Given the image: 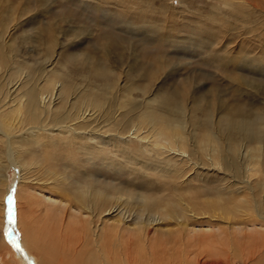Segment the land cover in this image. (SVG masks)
I'll use <instances>...</instances> for the list:
<instances>
[{
  "label": "rangeland",
  "instance_id": "rangeland-1",
  "mask_svg": "<svg viewBox=\"0 0 264 264\" xmlns=\"http://www.w3.org/2000/svg\"><path fill=\"white\" fill-rule=\"evenodd\" d=\"M29 92L51 93L33 121L46 138L23 134L31 122L17 129L10 112ZM0 121V244L12 250H23L16 211L30 182L56 201L99 179L107 194H199L201 206L220 198L254 215L264 210V0H0ZM151 126L201 159L156 168L123 140ZM70 133L83 140L66 146ZM86 143L92 154L79 151ZM173 177L180 189L166 188ZM9 257L0 245V264Z\"/></svg>",
  "mask_w": 264,
  "mask_h": 264
},
{
  "label": "bare ground",
  "instance_id": "bare-ground-1",
  "mask_svg": "<svg viewBox=\"0 0 264 264\" xmlns=\"http://www.w3.org/2000/svg\"><path fill=\"white\" fill-rule=\"evenodd\" d=\"M50 85L55 86L54 83ZM41 94L27 93L25 100L15 103L10 112L17 121V129L24 120L31 122L30 128L23 129V134L46 138L48 131L43 126H35L33 122L42 107L49 110L51 106V99L45 101L51 93L45 98L40 97ZM78 112L74 115L76 119L87 116V111ZM5 123L0 121L1 126H6ZM66 128L69 132L74 131V127ZM165 131L168 130H158L152 126L151 130L135 128L130 137L123 140L137 145L139 153L148 162L153 161L151 163L156 168L161 164L172 165V171L178 172L182 168L188 169L189 165L194 167L196 164L193 161L200 160V155L197 156L177 132ZM0 132L6 131L0 128ZM65 138L66 146L83 140L78 133H70ZM90 139L94 145L103 144L101 139ZM10 144L8 141L7 146ZM85 146L86 149L79 151L85 155L92 154L93 150L87 147V143ZM208 150L206 147L201 149L213 164L214 150L211 149L209 153ZM253 168L254 165L251 169L249 166L247 172L256 176L258 172ZM90 182L76 181L73 184H77L78 191L74 194L70 191L59 193L57 201L51 196L36 194L30 182L26 186L25 203L19 205L16 211V226L23 250L16 247L12 250L4 240L0 244L10 255L8 262L264 264V210L259 209L258 205L254 207L252 215L247 209L234 204V207L230 206V200L228 206L220 198L204 200L201 206L198 200L202 195L199 194L177 196L174 202L165 195L157 199L126 191L112 195L105 193L99 179ZM172 182V187L167 189L181 188L175 184L174 177ZM244 183L247 186L250 184L249 181ZM242 203L246 204L243 200ZM43 207L44 212L40 216L38 210ZM112 210L116 211L114 216H111ZM106 215L114 219L110 221ZM53 221L56 225H53ZM248 227L254 230L251 234L246 230Z\"/></svg>",
  "mask_w": 264,
  "mask_h": 264
},
{
  "label": "snow or ice",
  "instance_id": "snow-or-ice-1",
  "mask_svg": "<svg viewBox=\"0 0 264 264\" xmlns=\"http://www.w3.org/2000/svg\"><path fill=\"white\" fill-rule=\"evenodd\" d=\"M7 203L9 205V208H8V223L11 224L12 220H11V217H12V210H11V204H12V197L11 195L7 198Z\"/></svg>",
  "mask_w": 264,
  "mask_h": 264
}]
</instances>
